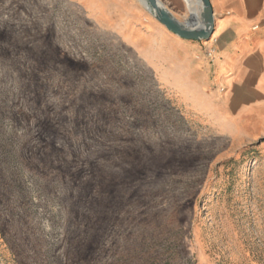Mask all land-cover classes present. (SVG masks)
<instances>
[{
  "label": "rangeland",
  "instance_id": "1",
  "mask_svg": "<svg viewBox=\"0 0 264 264\" xmlns=\"http://www.w3.org/2000/svg\"><path fill=\"white\" fill-rule=\"evenodd\" d=\"M145 4L0 0V264H264L262 125Z\"/></svg>",
  "mask_w": 264,
  "mask_h": 264
},
{
  "label": "crops",
  "instance_id": "2",
  "mask_svg": "<svg viewBox=\"0 0 264 264\" xmlns=\"http://www.w3.org/2000/svg\"><path fill=\"white\" fill-rule=\"evenodd\" d=\"M159 1L180 22L191 21L190 28L201 25L200 18L199 23H193L196 18L185 0ZM209 2L214 18L209 41H186L166 31L187 43L197 58L203 52L211 54L223 115L233 123L252 117L264 131V0Z\"/></svg>",
  "mask_w": 264,
  "mask_h": 264
},
{
  "label": "water",
  "instance_id": "3",
  "mask_svg": "<svg viewBox=\"0 0 264 264\" xmlns=\"http://www.w3.org/2000/svg\"><path fill=\"white\" fill-rule=\"evenodd\" d=\"M149 13L167 31L186 41H209L214 29V18L209 0H197L201 25L190 28L189 22H180L159 0H144Z\"/></svg>",
  "mask_w": 264,
  "mask_h": 264
},
{
  "label": "bare ground",
  "instance_id": "4",
  "mask_svg": "<svg viewBox=\"0 0 264 264\" xmlns=\"http://www.w3.org/2000/svg\"><path fill=\"white\" fill-rule=\"evenodd\" d=\"M188 6L189 11L195 16V22L193 23H199V17H198V11H199V3L197 0H185ZM145 7L147 8V5L145 4Z\"/></svg>",
  "mask_w": 264,
  "mask_h": 264
},
{
  "label": "built area",
  "instance_id": "5",
  "mask_svg": "<svg viewBox=\"0 0 264 264\" xmlns=\"http://www.w3.org/2000/svg\"><path fill=\"white\" fill-rule=\"evenodd\" d=\"M206 55H207L208 57H210V56H211V54H210V53H207Z\"/></svg>",
  "mask_w": 264,
  "mask_h": 264
}]
</instances>
